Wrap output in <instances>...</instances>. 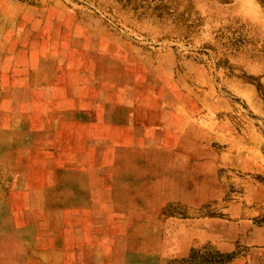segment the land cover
<instances>
[{
	"label": "rangeland",
	"instance_id": "1",
	"mask_svg": "<svg viewBox=\"0 0 264 264\" xmlns=\"http://www.w3.org/2000/svg\"><path fill=\"white\" fill-rule=\"evenodd\" d=\"M56 5L70 24L101 31V52H85L86 68L103 77L113 59L182 107L176 131L148 124L127 156L140 167L127 171L129 182L142 184L115 203L131 216V249L114 251L116 259L264 264V0H0L1 87L11 82L3 70L18 45L14 27ZM112 36L131 45V57L105 52ZM6 90L0 132L14 103ZM13 160L0 154L1 195L13 193Z\"/></svg>",
	"mask_w": 264,
	"mask_h": 264
},
{
	"label": "crops",
	"instance_id": "2",
	"mask_svg": "<svg viewBox=\"0 0 264 264\" xmlns=\"http://www.w3.org/2000/svg\"><path fill=\"white\" fill-rule=\"evenodd\" d=\"M66 16L56 5L14 27L18 45L6 55L11 82L0 90L14 91V103L0 154L17 167L13 193L0 194V264H127L113 252L131 249V216L115 203L142 184L129 182L127 171L140 167L127 156L148 124L180 121V103L134 83L132 67L112 59L103 77L86 68L85 52H101V31ZM112 42L105 52L114 58L132 55L129 43Z\"/></svg>",
	"mask_w": 264,
	"mask_h": 264
},
{
	"label": "bare ground",
	"instance_id": "3",
	"mask_svg": "<svg viewBox=\"0 0 264 264\" xmlns=\"http://www.w3.org/2000/svg\"><path fill=\"white\" fill-rule=\"evenodd\" d=\"M152 82V81H151ZM90 145V144H89ZM132 176V175H131ZM117 183V182H116ZM127 183V182H126ZM60 191V190H59ZM184 193V192H183ZM68 204V203H67ZM3 206V205H2Z\"/></svg>",
	"mask_w": 264,
	"mask_h": 264
}]
</instances>
